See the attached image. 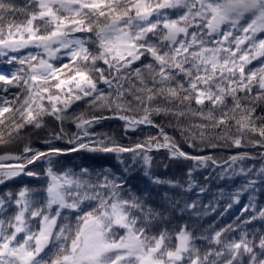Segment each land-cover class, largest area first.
<instances>
[{
	"label": "snow or ice",
	"instance_id": "snow-or-ice-1",
	"mask_svg": "<svg viewBox=\"0 0 264 264\" xmlns=\"http://www.w3.org/2000/svg\"><path fill=\"white\" fill-rule=\"evenodd\" d=\"M0 264H264V0H0Z\"/></svg>",
	"mask_w": 264,
	"mask_h": 264
},
{
	"label": "trees",
	"instance_id": "trees-1",
	"mask_svg": "<svg viewBox=\"0 0 264 264\" xmlns=\"http://www.w3.org/2000/svg\"><path fill=\"white\" fill-rule=\"evenodd\" d=\"M110 163H111V162H110ZM161 172H163V169H161ZM133 175L136 177V178L133 179V181H132L133 184H141L142 181H141V179L139 178V175H138V174H133ZM213 216H214V214H210V215H208L207 217H204V218L202 219V221H201V224H202L203 226L207 227V225L213 221ZM224 219H227V217H225ZM219 223H220V220H217V221H216V224H219Z\"/></svg>",
	"mask_w": 264,
	"mask_h": 264
}]
</instances>
